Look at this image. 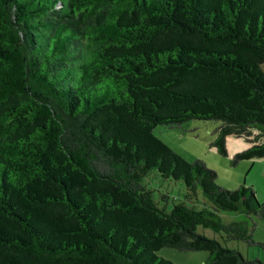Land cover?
<instances>
[{
    "label": "trees",
    "instance_id": "trees-1",
    "mask_svg": "<svg viewBox=\"0 0 264 264\" xmlns=\"http://www.w3.org/2000/svg\"><path fill=\"white\" fill-rule=\"evenodd\" d=\"M263 62L264 0H0V264H176L164 246L264 264L198 231L264 249L220 215L264 218L254 187L154 132L217 120L219 154L251 142L232 165L264 157ZM152 169L208 202L160 207Z\"/></svg>",
    "mask_w": 264,
    "mask_h": 264
},
{
    "label": "rangeland",
    "instance_id": "rangeland-1",
    "mask_svg": "<svg viewBox=\"0 0 264 264\" xmlns=\"http://www.w3.org/2000/svg\"><path fill=\"white\" fill-rule=\"evenodd\" d=\"M262 68L264 69V62ZM218 124L219 121L217 120L192 119L187 121L183 127L158 125L154 132L187 159L201 158L205 160L209 167L217 170V181L221 186L227 188H235L242 184L252 186L258 199L264 202V170L260 171L259 164L252 165L254 161L258 162L264 157L244 159L237 165H232L233 154L249 147L251 142L244 137L228 135L227 148L229 154L227 156L219 154L217 149L210 145L211 140L215 137L213 130ZM142 184L153 191V198L156 203L166 210H171L173 204L180 201H185L188 204L194 202L198 207H202L208 202L201 188H198L197 198L190 201L185 196L186 186L184 183L181 180L163 177L158 169L150 170L143 177ZM164 194L168 197L163 198L162 195ZM220 215L227 222L246 220L250 231L253 233V238L264 242V218H259L254 214L248 217L244 213L233 211H221ZM254 222H256L255 226H253ZM198 231L200 234L220 241L224 247L240 251L247 259L260 258L264 261V249L258 245H249L244 240L229 239L224 233L201 225L198 226ZM157 254L176 264H206L208 251L178 250L174 247L164 246L157 251Z\"/></svg>",
    "mask_w": 264,
    "mask_h": 264
},
{
    "label": "crops",
    "instance_id": "crops-1",
    "mask_svg": "<svg viewBox=\"0 0 264 264\" xmlns=\"http://www.w3.org/2000/svg\"><path fill=\"white\" fill-rule=\"evenodd\" d=\"M256 164H259V167H260V171L261 170H264V159H260V161H254L253 163H252V165H256Z\"/></svg>",
    "mask_w": 264,
    "mask_h": 264
}]
</instances>
